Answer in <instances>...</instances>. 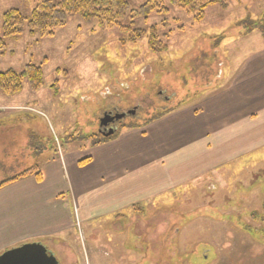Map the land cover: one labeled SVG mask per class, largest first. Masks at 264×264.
Listing matches in <instances>:
<instances>
[{"label": "rangeland", "instance_id": "1", "mask_svg": "<svg viewBox=\"0 0 264 264\" xmlns=\"http://www.w3.org/2000/svg\"><path fill=\"white\" fill-rule=\"evenodd\" d=\"M144 1L129 0L131 9ZM164 1L169 12L136 20V26L143 29L159 24L160 40L167 45L161 53L151 51L147 37L122 44L118 26L73 15L53 36L26 31L17 40H8L6 54H0V71L21 70L29 62L43 65L45 83L38 91L26 84L12 98L18 104L0 102V109L10 106L20 112L22 128L26 124L36 127L38 136L32 145L38 152L62 149L75 156L93 150L103 139L102 119L107 114H123L127 118L121 131L133 129L130 124L144 128L164 121L160 135L181 133V141L195 142L197 167L205 166L201 165L203 156L225 159L188 180H173L170 189L139 200L120 214L81 223L77 216L67 237L44 244L63 264H112L108 255L121 254L124 248L138 257L137 264H264V146L226 159L253 146L256 139L262 141L264 116L244 133L228 134L199 125L205 119L213 125L215 118L201 117L194 123L178 115L211 97L216 101L208 111L221 117L224 108L226 115L231 114L235 103L220 97L246 55L245 48L236 53L239 42L246 39L247 43L253 29H264V0H224L225 5L209 6L201 22H195L187 8ZM36 5L34 0H0V26L8 9L18 8L29 16ZM57 78L58 86L52 87ZM240 85L244 90V80ZM226 92L239 95V90ZM3 98L0 93V101ZM11 136L0 137V142H18L16 134ZM200 142L209 144L215 153L201 149ZM1 147L0 155L9 152L10 147ZM151 167L137 165L140 174ZM88 195L84 207L87 200L79 197L84 215L87 206L90 215L100 206L93 202L94 192ZM145 254L147 259L141 260Z\"/></svg>", "mask_w": 264, "mask_h": 264}, {"label": "crops", "instance_id": "2", "mask_svg": "<svg viewBox=\"0 0 264 264\" xmlns=\"http://www.w3.org/2000/svg\"><path fill=\"white\" fill-rule=\"evenodd\" d=\"M248 35L247 43L246 39L240 41L236 52L239 54L245 48L246 55L240 64L237 63L234 78L220 97L235 103L231 114L226 115L224 108L221 117L208 111L216 101L211 97L181 110L178 115L182 119L187 117L197 123L201 117L215 118L213 125L209 119L199 125H208L210 132L215 127L228 134H241L246 127L258 124L264 116V96H259V92L264 91V31L253 29ZM242 80L244 90L240 85ZM228 90H239V95L234 97L226 92ZM17 96L5 95L6 98L0 102L18 104L12 99ZM7 108L0 109V137L9 134L13 138L16 134L18 142H0V147H10L7 154L2 152L0 155V184L32 168H39L40 176L29 174L0 187V254L29 242L47 243L49 246L50 239L68 236L70 228L75 227L77 216L81 223L91 221L95 216L100 219L113 213L120 214L133 207V203L170 189L175 184L173 180H188L225 160L213 157L207 160L203 156L201 165L205 166L197 167V144L181 141V133L160 135L164 121H154L144 128L120 130L115 139L99 143L93 150H82L75 156L64 153L62 149L56 153L50 148L38 152L32 145L38 136L36 127L25 123V129L22 128L20 112L12 111L14 109L10 106ZM172 120L173 117L169 118V122ZM39 136L44 135L40 133ZM257 141L226 159L261 149L264 138ZM201 149L207 151L210 145L204 143ZM209 152L214 154L215 150L210 149ZM87 157L90 159L81 163ZM143 163L152 167L140 174L137 165ZM90 192L95 193L94 204L100 206L92 210V215L87 206L88 212L83 209L84 215L79 197L87 200L82 204L84 207L89 202ZM97 256L103 260L102 254ZM140 258L147 259V254ZM131 259L135 262L138 257L133 255Z\"/></svg>", "mask_w": 264, "mask_h": 264}, {"label": "trees", "instance_id": "3", "mask_svg": "<svg viewBox=\"0 0 264 264\" xmlns=\"http://www.w3.org/2000/svg\"><path fill=\"white\" fill-rule=\"evenodd\" d=\"M34 1H36L37 5L29 16L24 15L18 8H11L3 13L2 25L0 26L1 55L6 54L8 50V40H17L26 31L31 35L41 37L53 36L55 30L58 27L65 26L68 18L73 15H79L85 20L98 19L103 26L107 27L118 26L122 34V44L136 43L138 40L147 37L151 51L161 53L167 50V45L159 37L160 32L157 26L159 24L151 26L149 29L136 26V20L139 17L147 19L152 13L169 12L164 0H145L137 9H131L129 0ZM169 2L171 5L187 8L191 14H194L193 19L195 22H201L205 18L206 10L209 6L226 4L224 0H169ZM126 19L129 23H124ZM260 30L264 31L262 28ZM46 62L47 59L44 60V63ZM56 73L59 76L60 70H57ZM44 83L45 73L42 64L29 62L21 70L9 68L0 71V93L6 96L19 94L26 84L29 85L32 91L36 92ZM58 84L59 79L57 78L52 87H57ZM57 91L58 89H56ZM128 126L136 127L135 124ZM114 135L103 136V139L97 143L110 140ZM89 159L90 157H87L81 163ZM34 173L39 177V168L25 170L19 175L2 182L0 187Z\"/></svg>", "mask_w": 264, "mask_h": 264}, {"label": "water", "instance_id": "4", "mask_svg": "<svg viewBox=\"0 0 264 264\" xmlns=\"http://www.w3.org/2000/svg\"><path fill=\"white\" fill-rule=\"evenodd\" d=\"M110 115L102 119L101 126L109 124ZM114 132L111 128L105 136H110ZM0 264H60L55 254L40 242L24 243L20 246L10 248L0 254Z\"/></svg>", "mask_w": 264, "mask_h": 264}, {"label": "flooded vegetation", "instance_id": "5", "mask_svg": "<svg viewBox=\"0 0 264 264\" xmlns=\"http://www.w3.org/2000/svg\"><path fill=\"white\" fill-rule=\"evenodd\" d=\"M127 118V116H124L122 114H113L111 115V120L109 121V128H113L116 131L119 130L120 127H122V122L124 121V119ZM111 122V123H110ZM121 125V126H120ZM104 130V128H103ZM124 248V247H123ZM124 252L122 251V253H112L111 255L109 254L108 257L110 258V260L112 261V264H137L138 260L133 262L131 259L130 254L126 253V249L124 248ZM55 254V253H54ZM119 254V255H118ZM56 255V254H55ZM57 257V256H56ZM58 258V257H57ZM58 261L60 262V264H63L61 262V260L58 259Z\"/></svg>", "mask_w": 264, "mask_h": 264}]
</instances>
